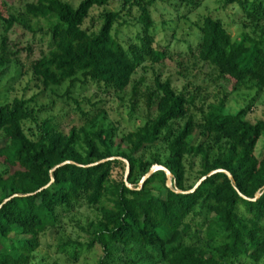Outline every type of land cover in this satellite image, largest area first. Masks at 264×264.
Here are the masks:
<instances>
[{"label":"trees","instance_id":"16d2710c","mask_svg":"<svg viewBox=\"0 0 264 264\" xmlns=\"http://www.w3.org/2000/svg\"><path fill=\"white\" fill-rule=\"evenodd\" d=\"M118 1L81 0L77 6L64 0L27 2L26 15L47 20L51 39L50 49L32 64L35 79L47 88L82 75L86 81L124 91L146 58L165 62L167 46L157 48L150 33V7L156 0L136 2L144 31L140 44L126 47L114 30L127 0H121V9L102 14L99 29L84 27L91 9ZM238 1L244 5V0ZM251 8V25L261 33L245 31L233 39L211 15L199 25L196 57L214 66L234 89L247 80L264 87V25L259 26L264 18L257 15L255 3ZM3 19L6 32L17 20ZM7 39L4 36L1 43L4 52ZM226 96L208 104L197 120L190 112L195 96L189 98L157 75L154 90L146 92L148 118L122 134L110 125L74 126L64 133L52 119L38 121L30 100L0 104V138L5 143L0 146V240L17 237L9 251L0 252V264H30L43 237L60 226L61 214L84 205L96 214L88 222V244L102 247L98 264L263 262L264 119L250 120L245 110L229 112ZM158 142L164 143L166 158L158 153L153 161L137 156ZM126 161L133 188L125 175L114 176L116 167H127ZM154 164L170 170L172 187L160 169L139 189ZM216 169L229 171L232 178L222 171L208 175ZM203 176L195 191L183 192ZM258 192L262 194L252 200Z\"/></svg>","mask_w":264,"mask_h":264},{"label":"rangeland","instance_id":"374dc122","mask_svg":"<svg viewBox=\"0 0 264 264\" xmlns=\"http://www.w3.org/2000/svg\"><path fill=\"white\" fill-rule=\"evenodd\" d=\"M29 1L32 0H0V104L14 98L30 100L29 105L36 112L38 121L52 119L64 133L74 126L94 129L110 125L122 134L135 129L148 118L146 92L154 90L155 77L159 75L163 80H171L177 91L187 92L189 98L195 96L190 104V112L197 120L208 104L218 101L225 93L224 102L229 112L245 110V117L250 120L264 119V87L260 89L253 85V81L247 80L242 87L234 89L228 78L220 75L214 66L196 57L199 25L205 16L211 15L221 20L233 39L239 38L245 31L254 35V31H261L251 25L247 9L251 10L255 3L257 15L264 18V0H244V5L238 0H156L150 7L153 18L150 33L155 36L154 45L157 48L167 46V59L163 63H152L146 58L124 91L107 89L86 81L82 75H78L73 82L47 88L36 80L32 64L50 49L51 39L47 20L26 15L25 6ZM64 1L77 6L81 0ZM137 1L127 0L123 16L114 28L126 47L140 44L144 35ZM121 8V0L105 7L95 6L84 27L99 29L106 10ZM11 16L17 20L6 32L3 17ZM263 25L264 19L259 26ZM4 36L8 38L6 52L1 44ZM27 126L35 127L29 123ZM4 144V139L0 138V146ZM261 144L262 141L258 150ZM156 153L162 159L167 157L164 143L143 148L137 156L153 161ZM197 165H193L194 172L198 169ZM123 167H116L115 177L125 175L126 169ZM61 215L60 226L43 237L42 246L30 264H98L103 249L99 244L92 247L88 244L91 239L88 222L95 218V212L84 205ZM11 237L13 239L10 241L0 240V252L9 251L8 245L17 238L14 234ZM257 264H264V261Z\"/></svg>","mask_w":264,"mask_h":264},{"label":"water","instance_id":"95a60500","mask_svg":"<svg viewBox=\"0 0 264 264\" xmlns=\"http://www.w3.org/2000/svg\"><path fill=\"white\" fill-rule=\"evenodd\" d=\"M67 162H69V161H67ZM127 162V167H125L126 168V173H125V181H126V184H127V186L129 187V188H133V186H132V184H130L129 182H128V175H129V171H130V166H129V162L128 161H126ZM163 170V171H165V173H166V176H167V186H169V187H172L173 186V180H172V173L170 172V170L167 168V167H164L163 165H160V164H154L151 168H150V170L143 176V178H142V180L140 181V185H139V189L142 187V185H143V183L154 173V171L156 172L157 170ZM219 171H222V172H225L226 174H228V176L230 177V178H232V175H231V173L229 172V171H227V170H223V169H216V170H213V171H211L208 175H212V174H214V173H216V172H219ZM207 176H203L197 183H196V185L192 188V189H190V190H188V191H183V192H193V191H195L198 187H199V185L202 183V181L206 178ZM178 191H181V190H178ZM262 194V192H258L255 196H254V198H252V200H257L258 198H259V196ZM243 197H245V195H243ZM245 198H248V197H245ZM5 201H7V199H5L3 202H5Z\"/></svg>","mask_w":264,"mask_h":264}]
</instances>
